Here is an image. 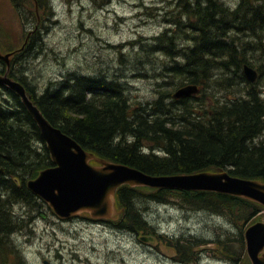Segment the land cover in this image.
Returning a JSON list of instances; mask_svg holds the SVG:
<instances>
[{
    "label": "trees",
    "instance_id": "1",
    "mask_svg": "<svg viewBox=\"0 0 264 264\" xmlns=\"http://www.w3.org/2000/svg\"><path fill=\"white\" fill-rule=\"evenodd\" d=\"M172 1L175 11L180 8L178 13L169 9L168 13H174V21L151 39L161 46L167 58L163 63L166 73L180 78L166 82L165 86L157 84L158 96L152 100H131L121 84L100 74L68 75L38 93L33 91L13 69L23 53L37 48L35 36L40 29L29 37L22 50L14 53L9 75L24 85L52 125L96 156L150 175L225 170L264 182V89L256 84L250 89L236 88L247 80L245 64L259 65V70L264 65V0H237L236 4L223 0ZM44 3L37 0V7L41 4L45 10ZM27 13L39 20L34 9ZM0 66L2 73L6 65L0 61ZM232 79L237 82L233 83ZM211 83L225 93L223 100L213 101L215 98L207 94ZM187 84L201 86L199 94L175 99L174 91ZM2 85L0 258L4 254L8 259L18 252L10 238L21 229L13 213L14 205L22 202L27 210L49 209L27 188L26 181L53 163L35 121L19 96ZM203 99L206 106L202 105ZM173 194L215 215H226L238 229L242 226L239 221L247 223L264 209L248 199L228 194L121 185L115 194L119 218L109 222L126 224L134 233L152 234L154 226L138 210L136 199L144 197L165 204ZM33 216L28 215V224ZM188 237L191 236L181 234L168 239L171 241L167 245L176 254L182 252L186 258L190 257V262H196L199 250L191 248V243L181 244ZM239 242L243 246L242 236ZM180 257L183 256L177 255ZM233 262L237 263L238 258Z\"/></svg>",
    "mask_w": 264,
    "mask_h": 264
},
{
    "label": "rangeland",
    "instance_id": "2",
    "mask_svg": "<svg viewBox=\"0 0 264 264\" xmlns=\"http://www.w3.org/2000/svg\"><path fill=\"white\" fill-rule=\"evenodd\" d=\"M31 1L0 0V44L3 52L10 48L7 52L17 50L29 36L28 32L38 25L37 48L23 53L13 69L33 91L38 93L68 75L100 74L121 84L131 100L146 102L158 96L157 84L165 86L166 82L180 78L166 73L163 63L167 58L161 46L151 39L174 21V13H168L169 9L176 13L180 10L175 11L172 0H108V3L43 0L45 11L41 4L37 7V0L34 4ZM223 1L237 3V0ZM32 9L38 13V21L27 13ZM148 47L152 49L146 50ZM258 66H254L260 73L258 82L247 79L250 85L237 84L238 91L243 86L253 88L255 84L264 89V65L261 70ZM232 82L237 81L232 79ZM209 93L215 98L213 101L225 97L213 83ZM202 105L206 106L204 99ZM136 204L145 220L154 226L152 234L157 229L162 241L141 240L142 233L131 232L126 224L113 229L111 225L90 222L85 214L61 220L50 207L27 210L22 202H16L13 213L21 229L10 239L18 252L8 259L2 254L0 263L44 264L46 258L49 264H250L244 230L256 220L264 221L263 209L247 223L239 221L242 226L238 229L226 215H215L174 194L165 204L144 197L136 199ZM29 214H35L32 225L28 224ZM181 234L191 236L181 244L191 243L194 250L203 249L201 256L197 254L196 262H190V257L186 258L182 252L176 254L167 245L171 241L168 239ZM241 236L243 246L239 242ZM177 255L183 257L177 258ZM237 258L238 262L234 263Z\"/></svg>",
    "mask_w": 264,
    "mask_h": 264
},
{
    "label": "water",
    "instance_id": "3",
    "mask_svg": "<svg viewBox=\"0 0 264 264\" xmlns=\"http://www.w3.org/2000/svg\"><path fill=\"white\" fill-rule=\"evenodd\" d=\"M13 53H3L0 48V60L6 65L5 71L0 73V83L19 96L35 121L53 163L41 169L36 177L28 179L26 186L44 200L59 218L86 214L93 219L116 220L119 213L115 206V194L121 185L222 191L245 197L264 207V183L257 179L239 177L225 170L155 176L86 150L52 125L33 103L23 84L8 75ZM244 71L249 79H255L253 70L245 68ZM194 90V86H186L177 90L174 96L186 97ZM141 240L150 242L153 237L143 236ZM244 240L250 263L264 264V221L248 225L244 230Z\"/></svg>",
    "mask_w": 264,
    "mask_h": 264
},
{
    "label": "bare ground",
    "instance_id": "4",
    "mask_svg": "<svg viewBox=\"0 0 264 264\" xmlns=\"http://www.w3.org/2000/svg\"><path fill=\"white\" fill-rule=\"evenodd\" d=\"M101 1H104V2H106V0H101ZM37 29H38V27L36 26L34 29H32V33H34L35 31H37ZM28 38L26 37L25 38V40H24V42H23V44H22V46L23 45H25L28 41ZM263 41V40H262ZM24 48V47H23ZM22 48V49H23ZM158 48V47H157ZM22 49H20V50H22ZM264 50V49H263ZM161 55H162V53H161ZM245 68H248V69H251V70H253L255 73H256V77H255V79L254 80H251V79H249L247 76H246V74H245V71H244V74H245V76H246V78L250 81V82H252V83H256V82H258V80H259V78H260V73H259V71L256 69V68H254L253 66H250V65H248V64H245L244 65V70H245ZM10 69V68H9ZM1 73V72H0ZM3 73V72H2ZM8 75H9V72H8ZM10 76V75H9ZM162 77V76H161ZM14 78V77H13ZM14 79H16V78H14ZM16 80H18V79H16ZM19 81V80H18ZM168 81V80H167ZM20 82V81H19ZM21 83V82H20ZM22 84V83H21ZM258 84V83H257ZM244 85H248V83H247V80L244 82ZM24 86V85H23ZM178 86V85H177ZM186 86H194L195 87V90L191 93V94H189V95H187L186 97H182V99L183 98H190V97H192V96H194V95H197V94H199V92H200V87L197 85V84H187V85H184V86H182V87H179L178 89H176L175 91H174V93H173V97L175 98V99H181V98H177V97H175L174 96V94L176 93V91L177 90H179V89H181V88H183V87H186ZM26 89V88H25ZM3 90V89H2ZM27 92V91H26ZM258 92V91H257ZM4 94V93H3ZM262 95H263V93H262ZM7 97V96H6ZM263 98V97H262ZM9 99V98H8ZM10 100V99H9ZM31 100H32V98H31ZM33 101V100H32ZM34 103V102H33ZM35 104V103H34ZM36 105V104H35ZM37 106V105H36ZM40 110V109H39ZM42 113V112H41ZM43 114V113H42ZM205 171H207V170H205ZM155 176H158V175H155ZM250 179H253V178H250ZM258 180V179H257ZM263 182V181H262ZM264 183V182H263ZM149 188H153V187H149ZM153 189H169V190H180V189H178V188H174V187H172V188H165V187H160V188H153ZM209 192V191H208ZM212 192H215V193H222V194H228V193H225V192H222V191H212ZM228 195H231V194H228ZM232 196H235V195H232ZM236 197H240V196H236ZM242 198H245V197H242ZM245 199H247V198H245ZM168 200V199H167ZM166 200V201H167ZM249 200V199H248ZM251 201V200H250ZM168 202V201H167ZM33 219V218H32ZM101 220H105V219H101ZM113 221V220H112ZM32 222H30V224H31ZM147 224V223H146ZM32 225V224H31ZM151 225V224H150ZM156 229V228H155ZM27 232V231H26ZM155 233H157L158 234V231H157V229H156V231H155ZM157 234H142V236L141 237H153V240L152 241H154L155 242V240H156V236H158ZM23 235V234H22ZM140 237V238H141ZM152 241H150V242H152ZM199 250V256H201L202 254H203V249L201 248V249H198ZM10 262V261H9Z\"/></svg>",
    "mask_w": 264,
    "mask_h": 264
},
{
    "label": "flooded vegetation",
    "instance_id": "5",
    "mask_svg": "<svg viewBox=\"0 0 264 264\" xmlns=\"http://www.w3.org/2000/svg\"><path fill=\"white\" fill-rule=\"evenodd\" d=\"M107 1V3H108V0H106ZM46 3V2H45ZM48 3V2H47ZM43 11H45V10H43ZM170 23L171 22H169V27H170ZM38 24V23H37ZM37 27H38V25H37ZM29 33V36L27 35V38L29 39V37L33 34L32 33V30L31 31H29L28 32ZM26 38V37H25ZM28 41V40H27ZM23 47H25V45H23ZM19 49V48H18ZM16 50V49H15ZM1 61V60H0ZM1 72V71H0ZM12 77V76H11ZM15 78V77H14ZM0 85H2L1 83H0ZM2 86H4V85H2ZM4 87H6V86H4ZM7 88V87H6ZM8 89V88H7ZM11 91V90H10ZM68 219H70V218H67V219H61V220H68ZM89 220H90V222H93V223H97V224H102V225H104V224H106V225H111V222H109V221H112L111 219H105V220H96V219H90V218H88ZM112 226V228L113 229H118V228H120V226L117 224V225H111ZM122 229V228H121ZM121 231V230H120ZM157 234V233H156ZM140 237L142 236V235H139ZM160 235H158V236H156V239H159L160 241H162L163 239H161L160 237H159ZM140 237H139V239H140ZM150 248V247H149ZM149 250H151V248L149 249ZM43 263L44 264H49L50 263V260H48V259H46V258H44V261H43Z\"/></svg>",
    "mask_w": 264,
    "mask_h": 264
}]
</instances>
